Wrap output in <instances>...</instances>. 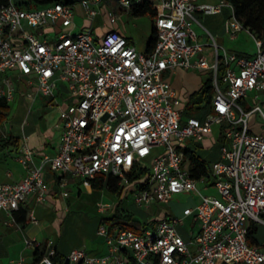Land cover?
<instances>
[{"label":"built area","instance_id":"obj_1","mask_svg":"<svg viewBox=\"0 0 264 264\" xmlns=\"http://www.w3.org/2000/svg\"><path fill=\"white\" fill-rule=\"evenodd\" d=\"M100 1L77 3L92 20L98 13L93 5ZM138 1L120 0L128 11ZM150 1L156 40L149 52L137 50L115 28L100 35L89 26L73 31V3L31 7L0 2V98L8 102L17 91L30 98L54 97L61 89L71 94L70 101L56 102L57 151L42 154L36 163L34 150L26 143L19 146L15 157L25 175L15 182L0 181V209L12 215L31 193L37 201L45 200L44 167L61 187L69 177L90 185L97 175H110L120 189L126 188L123 195L132 193L133 202L143 208L193 192L199 200L184 206L179 216L165 212L144 222L140 232L119 222L101 223L96 233L107 252L92 255L73 248L66 264H264V241L247 240L250 223L264 224V39L253 36V56L217 44L194 11L213 14L227 7L225 29L234 38L245 27L227 0ZM108 18L115 22L118 17L108 11ZM195 23L211 36L210 43L200 40ZM177 67L210 71L205 117L183 115L175 89L163 78L164 71ZM214 124L223 127L218 155L208 174L193 176L184 156L186 142L202 141ZM129 174H138L143 185L132 184ZM209 187L216 194L202 192ZM108 208L113 206L98 203L99 211ZM185 216L199 223L187 240L176 228ZM52 242L47 240L48 252L38 264H52Z\"/></svg>","mask_w":264,"mask_h":264},{"label":"crops","instance_id":"obj_2","mask_svg":"<svg viewBox=\"0 0 264 264\" xmlns=\"http://www.w3.org/2000/svg\"><path fill=\"white\" fill-rule=\"evenodd\" d=\"M126 11L129 12L128 10ZM120 14L121 13H118L117 17ZM73 22V31L89 26L88 19H86L85 22L80 23L75 20L74 16ZM151 23L152 19L150 17L149 28H147L145 36L139 39L127 32L124 25L119 23L118 20L111 22L107 17V24L105 26L107 28L117 29L130 40L134 47L138 45L143 48V51H145ZM195 24L199 29V33L197 34L199 35L200 40L203 41L201 39L204 32L203 28L199 24ZM89 27L91 28V26ZM102 33L103 32H99L96 34L100 35ZM229 50L235 51L234 49ZM205 52L208 59L211 60L212 50L211 48L207 49V45L205 46ZM208 74H210L208 69H185L177 67L174 71H164L163 78L175 89L176 94L180 99V104L184 107L185 103L188 101L189 94L199 88L203 79ZM15 94L16 95L13 96V99L8 101V115H11L10 118L12 119V123L9 126H6V128L8 127L7 129L12 130L15 127L14 124L17 123L18 134L8 135L9 133H4V131H2V133H4V136H10L12 139L16 138L17 146H6L5 148L0 149L3 152L6 151L10 153V159H4L0 155V181L2 182L19 181L25 175V168L15 157L18 148L22 143H26L34 150V160L38 163L42 154L55 153L60 142L61 130L57 124L58 106L56 105V102H62L63 100L58 97L57 93L54 97H43L37 94L34 98L24 95L21 91H17ZM11 109L12 112L10 113ZM5 120L3 121V125ZM211 133L212 130L202 141L199 142L201 147L209 146L210 140L212 139ZM217 155L218 148L214 152L210 162L215 159ZM43 176L47 192L45 200L37 201L36 193H31L27 196L26 201L21 203L19 208L13 211L12 215L0 209V264H18L17 261L19 259L27 261L29 264H38V261L48 252L46 242L49 239L53 241L51 247L54 251L53 254H49L52 264H66L65 259L68 253L71 249L77 247L83 248L88 254L92 255L107 252L108 246L103 237L96 233V230L98 226L103 223L100 222V219L108 218L113 215L116 206H120V203L113 204L112 209L108 208L104 211H99L97 204L96 212L99 213V216L93 218V226L89 231H83L84 219L82 216L75 213L76 210H74L75 207H73L75 205L69 199V195L73 193V189L71 188L75 185L74 177H69L66 184L61 187L58 184L57 176L48 167H44ZM81 183L84 186H91V182L90 185L83 184L82 179ZM211 188L213 187H209L206 190ZM119 189L117 192L121 199L125 197L123 194L126 191V188L123 187V189ZM121 208L130 210L127 205L122 206ZM167 215H170V213L167 212ZM185 217H189L193 223L196 222L191 216ZM198 229L199 226L195 230L191 227L189 237L191 238L197 233ZM27 241L37 243V246H32L28 244ZM262 241L264 240H261L260 243ZM36 248L41 251V257L38 261H35L36 256L34 251ZM54 254L56 255L55 261L51 259ZM232 264L246 263L238 261Z\"/></svg>","mask_w":264,"mask_h":264},{"label":"rangeland","instance_id":"obj_3","mask_svg":"<svg viewBox=\"0 0 264 264\" xmlns=\"http://www.w3.org/2000/svg\"><path fill=\"white\" fill-rule=\"evenodd\" d=\"M16 2H25L28 0H15ZM73 3L74 8V16L77 22H85V17L83 10L79 7L77 1L78 0H69ZM210 2L218 1V0H207ZM95 9L98 10V13L93 17L92 20H89L88 25L91 26V29L95 33L104 32L108 29L105 25L107 24V13L108 11H112L116 15L121 13L117 20L119 23L123 24L126 31L133 35L135 38H143L146 34L147 28H149L150 24V16L138 15L134 16L131 13L127 12L124 7L121 5L120 0H101L98 5H93ZM194 16L197 20L212 34L217 44L222 45L228 49H234L238 54H242L245 56H253L255 54V43L253 39V35L246 28H242L240 30L235 31V37L231 38L225 29V22L230 18V12L227 7H223L220 12L213 14H205L201 11H194ZM193 28L199 33V29L196 24L193 25ZM201 39L210 43L211 36L207 32H203ZM137 50L143 51V48L140 46H135ZM211 46L207 45V49H210ZM210 60V59H209ZM164 76V74H163ZM204 77V76H203ZM16 95V94H15ZM45 97L43 94H39ZM58 97L68 102L71 100V94H69L66 90L57 91ZM47 97V96H46ZM202 103V104H201ZM199 104L194 105L193 108H184L183 107V115L184 116H196L198 118H203L207 114L209 110L208 106H204V101ZM12 112V109L10 113ZM9 114L2 125V131L4 133H9L8 135H17L18 125L14 124V128L12 130L7 129L6 126H9L12 123V119ZM258 121L260 118L258 117ZM3 133V134H4ZM212 139L210 140V144L208 147H200L197 149L198 153L206 158H212L214 152L218 148L216 138L218 137V125H212ZM0 155L4 159H10L9 152H3L0 150ZM187 161L185 165H187ZM75 185L72 186L73 193L69 195V199L73 202L75 206L74 210L76 214L80 215L84 219L83 231L86 232L91 229L94 222V217L99 216V213L96 212V206L98 203H109L111 205L120 203V206L127 205L133 214L140 219L142 224L144 222H149L153 219H160L164 216V212H168L171 215L179 216L181 214V210L184 206L193 204L199 200V197L195 193H177L173 196L170 202H159L156 204H151L147 208H143L138 206L132 200V193H128L125 197L120 199L119 193L111 190L105 184L103 187H91L84 186L81 183L80 177H74ZM203 193H214L215 190L213 188L206 190L202 189ZM152 224H156V221H152ZM254 224L259 225L260 231L259 235L264 236V224L255 222ZM199 226L198 222L193 223L189 217L183 218L181 222L176 225L177 230L180 234L185 238L189 239L191 227L197 229Z\"/></svg>","mask_w":264,"mask_h":264},{"label":"trees","instance_id":"obj_4","mask_svg":"<svg viewBox=\"0 0 264 264\" xmlns=\"http://www.w3.org/2000/svg\"><path fill=\"white\" fill-rule=\"evenodd\" d=\"M8 0H0L2 3H6ZM54 1H61L65 3H72L69 0H28L25 2H14L18 5L31 6V7H40L47 4H50ZM229 1L233 8L234 14L237 19L242 23V25L247 28L251 34L255 37L264 39V0H227ZM129 12L134 15H149L153 20L155 16V9L152 6L150 0H142L133 3ZM156 40V32L151 23L150 33L146 41L145 51L149 52ZM212 86H211V75L208 74L203 79L201 85L198 89L193 91L188 96V101L185 103L184 108H193L194 105L199 104L204 101V106H208L211 98ZM9 113L8 102L0 98V149L5 148L6 146H17V139H12L10 136H4L2 133L3 121L6 119ZM223 127H220L218 137L216 139L217 146L223 142ZM201 147V144L198 141L188 140L186 147L184 149V156L189 161V170L191 175L199 176L201 174H208L209 165L211 158H206L198 153L197 149ZM129 179L132 184L136 186H142L143 183L138 179V174L131 175L129 174ZM106 185L113 191H118V185L115 183V178L107 175H97L91 180V187H103ZM264 217V215H262ZM100 222L107 223L112 225L113 223H121L125 228L140 232L142 230V222L138 219L132 211L123 209L119 205L116 206L113 215L108 218H101ZM259 225L250 223L247 231V240L250 244H259L261 240H264V236L259 235ZM41 251L38 248L35 249L34 254L36 256L35 261H38L41 257ZM51 259L56 260V255L54 254Z\"/></svg>","mask_w":264,"mask_h":264},{"label":"water","instance_id":"obj_5","mask_svg":"<svg viewBox=\"0 0 264 264\" xmlns=\"http://www.w3.org/2000/svg\"><path fill=\"white\" fill-rule=\"evenodd\" d=\"M65 262L67 263V258L65 259Z\"/></svg>","mask_w":264,"mask_h":264}]
</instances>
